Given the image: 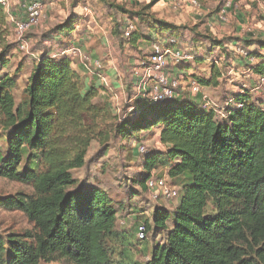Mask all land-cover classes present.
Instances as JSON below:
<instances>
[{
	"label": "trees",
	"instance_id": "trees-1",
	"mask_svg": "<svg viewBox=\"0 0 264 264\" xmlns=\"http://www.w3.org/2000/svg\"><path fill=\"white\" fill-rule=\"evenodd\" d=\"M160 1L141 4L138 11L117 6L134 30L128 39L113 35L133 48L139 42L152 46L156 35L178 40L180 27L150 13ZM84 19L71 14L46 39H69ZM7 24L0 6V129L6 143L0 178L32 185L34 194L0 198V207L23 212L34 229L0 235V264H264V101L253 100L243 89L220 119L217 110L203 109L201 95L164 101L141 95L118 118L110 104L94 102L99 88L84 90L68 53L80 47L72 40L62 45L60 57L42 51L25 98L17 105L16 79L5 73L13 51L5 44ZM210 43L214 52L227 47L225 40ZM247 44L259 49L244 61L248 72L262 77L264 41ZM204 62L203 57L194 58V63ZM210 64V78L192 73L187 81L194 79L203 89L219 87L220 63ZM194 68L183 61L174 74L180 77ZM114 121L111 131L128 143L160 132L165 150L146 153V171L139 181L143 191L149 190L159 165L169 167L166 178L180 186V202L172 215L154 209L151 226L165 236L145 263L135 259L137 245L127 244V235L117 229L118 210L111 197L79 187L71 174L85 166L93 141L108 139V122ZM144 224L149 231V221Z\"/></svg>",
	"mask_w": 264,
	"mask_h": 264
},
{
	"label": "rangeland",
	"instance_id": "rangeland-1",
	"mask_svg": "<svg viewBox=\"0 0 264 264\" xmlns=\"http://www.w3.org/2000/svg\"><path fill=\"white\" fill-rule=\"evenodd\" d=\"M20 1L15 0L16 4H13L12 10L16 15L18 13L21 14ZM22 1L24 2L25 0ZM151 1L107 0L105 3L101 2V0H45L44 19L24 37V41L28 45L25 51L19 49L20 44L18 43L14 27L11 23H8L5 44L11 46L13 51L9 56V67L5 70V73L16 79V87L13 91L16 104L19 105L25 98L24 91L27 81L42 51L49 50L53 56L60 57L61 51L64 50L62 45L68 41H76L79 36L76 32L69 37L70 40L65 37L50 40L46 39L49 33L58 25L64 23L73 13L86 18V12L83 9L90 7L89 9L91 13L95 14V17L98 15L99 19H104L102 25L105 28L107 40H101V50L98 45L97 49L99 51L95 56H91L89 50L81 48L84 54H88L92 58L89 62L91 64H88V66H91L90 68L94 73L91 74L89 70H86L87 76L81 77L83 88L85 91L90 89V87L99 88V93L95 97L94 102L101 105L108 103L111 105L114 116L118 118L125 116L130 111L133 102L143 95L142 91L145 88L142 82L147 79V83L151 85L152 78L144 77L143 69L145 66L143 64L147 63L153 49L151 45L146 43L137 45L135 48L131 46L128 48L123 47L126 42H122L118 35L121 34L122 38L125 29L132 21L121 18L117 11V6L138 11L141 4L145 5ZM247 1L252 8L247 10L248 14L244 8L245 2L242 4L239 0L238 3L241 9L239 8L238 11L235 10L233 13H227L226 18L222 20L218 17L215 7L210 9L213 13L204 14L201 10L199 13L191 11L189 0H171L170 3L163 4L166 8L159 6L161 12L155 13L154 9L159 2L150 12L155 13L158 18H160L159 14L163 15L164 18L167 17L170 21H173L170 17L171 14L186 18L184 22H173L174 25L181 28L182 34L176 40L177 48L185 52L186 55L193 57V59L198 56L205 59L204 64L202 63L201 65L191 61L193 67H195L193 73H197L201 77L210 78L212 73L210 63L215 64L216 60L220 63L219 67H221L222 72V77L219 81L220 86L203 90L206 92L205 95L210 98L209 100L215 104V109L220 119L225 115V109L231 103L234 95L241 93L243 89L250 91L253 100L264 101V88L258 86L257 78L248 72V68L244 63L246 57L242 53L248 54L250 51H259L256 46L249 47L248 42L264 41V14L263 11L261 12L258 9L259 3H264V1ZM174 5H178L179 9H174ZM199 6L201 7L202 3L199 2ZM168 12L170 15L166 14ZM213 15H217L214 16V20L211 18ZM239 15H245L247 18L248 24L246 26L238 22L240 20L238 19ZM114 19H117L115 20L117 22ZM261 22L263 23L260 24ZM117 23L122 25V27L117 26ZM80 26L77 27L76 31H80ZM237 27L244 28L239 35L235 33ZM116 28L117 30H115ZM113 32H117L118 35H113ZM154 39L159 45L163 44V42L169 43L171 41L168 35H156ZM214 39L225 40L227 47L223 52L210 50V42ZM97 61L100 63V69L95 68ZM79 66L84 67L80 59L73 58V69ZM166 72H169L173 78L179 77L176 73V75L174 74V67L167 69ZM181 76L178 78L181 83L179 89L181 97L185 99L196 98L187 83V79ZM198 102L201 103V101ZM108 123V139L105 142L93 141L85 160V166L81 169L73 170L71 174L79 187L96 188L106 192L111 197L115 203V209L118 210L117 229L120 233L127 235V244L137 245L140 250L133 248L135 259L140 263H145L150 258L153 246L162 241L165 236L164 232H159L151 226L153 224L154 209L155 207H161V209L172 215L180 202V186H176L166 178L169 167L159 165L157 170L153 172L152 178H165L167 186L176 191L178 196H174V193H172L166 198L164 192L159 190L143 191L139 181L144 177L146 171V153L165 150V146L160 140V132L155 130L153 134L145 135L138 142L131 140L128 143L117 138L111 131V126L116 122ZM4 135V132L0 129V155L6 154ZM141 149H144L143 154L139 152ZM18 194L33 195L34 188L32 185L0 178V198L14 197ZM146 221H149L150 229L147 240L141 242L138 239V225L144 224ZM136 228L137 231L135 230ZM33 229L34 225L23 212L0 207V235H24L26 232L33 231ZM41 264L66 263L43 262Z\"/></svg>",
	"mask_w": 264,
	"mask_h": 264
},
{
	"label": "built area",
	"instance_id": "built-area-1",
	"mask_svg": "<svg viewBox=\"0 0 264 264\" xmlns=\"http://www.w3.org/2000/svg\"><path fill=\"white\" fill-rule=\"evenodd\" d=\"M15 0H0V6L3 8L5 14L7 15V21L8 23H11L14 27V31L18 37V43L19 49L22 51L27 50L28 45L24 41V37L26 34H28L31 30L35 29L41 21L44 19V1L45 0H25L24 2L21 0L19 7L21 14L14 13L13 4H16L14 2ZM239 0H224V6L222 10L219 12V18L225 19L227 16V13H229L231 10H239L240 6L238 3ZM250 2H254L256 0H249ZM192 6L195 8H200L199 1L192 0L191 2ZM177 9H179V6H175ZM258 9L264 14V3H259ZM85 12L90 13V9L86 8ZM134 30V26L132 24H129L127 29L125 30L123 37L124 39H128L131 35V33ZM171 41L163 42V44H158L157 42H154L152 44L153 52L148 58L147 63H144V77L145 78H152L151 85L147 83V79L144 80L143 87L145 88L143 96L148 97L154 101H164V100H171L175 98L181 97L179 93V89L181 87L180 80L176 77L170 76L169 72H166L167 69L175 68L176 65H178L180 62L183 61H193V57L186 55L185 52H182L177 48V41L175 38L170 37ZM161 40V39H160ZM71 54L72 59H80L82 65L86 68V70H89L91 74H94L92 69L90 68L91 63V57L88 56V54H84L80 47H74L72 50L68 52ZM245 57H247V53L242 52ZM216 64H219L218 61H215ZM251 63H255V61L252 59ZM96 69H100V63L97 61L96 63ZM253 75V74H252ZM258 86L264 88V76L262 77H256ZM192 90V93L195 96L201 95V105L203 109L207 111H216L215 104L209 100L210 98L205 95L204 89L201 87V85L195 81L194 79H189L187 82ZM141 154L144 153V149L140 150ZM154 181V182H152ZM149 190L154 191H162L164 192V196L167 198V196H170L172 193H174V196H178L176 194V191L171 189L166 184L165 179H154L152 178L148 184H147ZM148 237V227L146 224H140L138 226V239L140 241H146Z\"/></svg>",
	"mask_w": 264,
	"mask_h": 264
},
{
	"label": "crops",
	"instance_id": "crops-1",
	"mask_svg": "<svg viewBox=\"0 0 264 264\" xmlns=\"http://www.w3.org/2000/svg\"><path fill=\"white\" fill-rule=\"evenodd\" d=\"M95 1H97V0H95ZM170 1L171 0H161L160 1V3L156 6V8L154 9V12L155 13H159V12H161V9L159 8V6L161 7H163V8H166V7H164L163 6V4L164 3H170ZM197 1H199L200 3H202V6L201 7H203V9H201V7L200 8H195L194 6H192V4H191V2H192V0H189V4H190V9H191V11H194V12H197V13H199L200 12V10L202 11V12H204V14H206V13H208V12H210V13H213L212 11H210V9H212L213 7H215L216 8V10H217V13H218V17H219V12L222 10V8H223V3H224V0H197ZM241 1V3L243 4L244 2V4H246L245 5V11H246V13H247V10H251L252 8L250 7V5L248 4V1L247 0H240ZM88 6V5H87ZM90 6V5H89ZM176 5H174V9H176L177 10V8L175 7ZM161 7V8H162ZM86 8H90V7H85L83 10H85ZM158 8V9H157ZM76 9V8H75ZM241 9V8H240ZM215 10V11H216ZM159 11V12H158ZM235 10H231L229 13H233ZM236 11H238V10H236ZM86 15V18L84 19V22L81 24V26H80V31H77V33L79 34V36H78V39L76 40V45H79L82 49H87V50H89V52L91 53V56L92 55H96L97 54V52L99 51L98 49H97V47H98V45H99V48H100V50H101V46H102V41L101 40H104V39H106L107 40V38L105 37V36H107L106 35V32H105V28H104V26L102 25L103 24V20L104 19H99V16L97 17H95L94 15L95 14H93V13H85ZM92 14V15H91ZM167 15H170V13L168 12V13H166ZM201 14V13H200ZM203 14V13H202ZM248 14V13H247ZM88 15H91V16H88ZM214 16H217V15H213L211 18L214 20ZM159 17L161 18V19H164V20H166V21H168V22H170V23H172L173 24V22H177V23H180V22H184L185 20H186V18L185 17H178L177 15L175 16V15H173V14H171L170 15V17L173 19V21H170L169 19H167V17L166 18H164L163 17V15H160L159 14ZM238 19H240L238 22L240 23V24H244L245 26L248 24L247 23V18L245 17V15H239L238 16ZM111 20H112V18H111ZM263 22H261L260 24H262ZM260 26V25H259ZM244 28L243 27H237L236 28V34L237 35H239L240 34V31L241 30H243ZM105 34V35H104ZM114 37V36H113ZM258 38V37H257ZM141 44H143V43H138V45H141ZM233 45H235V44H233ZM123 47L124 48H128V47H130L128 44H123ZM210 62V61H209ZM241 63V62H240ZM239 63V65L241 66V64ZM75 68V67H74ZM75 70H77L80 74H81V77L82 76H87V71H86V69L82 66H79V67H77ZM175 72V71H174ZM194 72V69H191L190 71H188V72H183V74H182V72H181V77L182 78H187L188 76H190L192 73ZM176 74H178V73H176ZM185 76V77H184ZM184 82H186V81H184ZM205 89H210V88H205ZM204 89V90H205ZM204 93H206V92H204Z\"/></svg>",
	"mask_w": 264,
	"mask_h": 264
}]
</instances>
